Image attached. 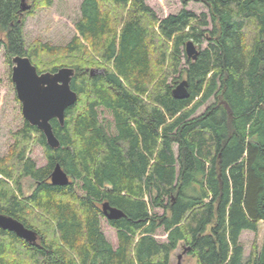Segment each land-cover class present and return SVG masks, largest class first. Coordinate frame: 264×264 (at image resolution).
<instances>
[{"label":"trees","instance_id":"obj_1","mask_svg":"<svg viewBox=\"0 0 264 264\" xmlns=\"http://www.w3.org/2000/svg\"><path fill=\"white\" fill-rule=\"evenodd\" d=\"M30 1L22 12L28 0H0L5 57L26 56L38 73L72 68L77 100L63 126L50 121L59 148L24 121L13 163L0 159V214L37 234L29 244L0 229V264H170L182 245L196 264H264V232L247 258L240 242L264 223V0H179L208 14L183 8L163 19L144 0H81L64 46L26 45V16L53 3ZM183 75L189 97L175 99ZM34 137L41 168L26 153ZM56 164L67 186L50 183ZM107 202L123 213L107 220L115 248L100 227Z\"/></svg>","mask_w":264,"mask_h":264},{"label":"rangeland","instance_id":"obj_2","mask_svg":"<svg viewBox=\"0 0 264 264\" xmlns=\"http://www.w3.org/2000/svg\"><path fill=\"white\" fill-rule=\"evenodd\" d=\"M157 18L163 19L168 15L177 14L181 9H186L199 16L202 13L208 14V9L199 3H188L182 6L179 0H144ZM30 5V11L33 4L30 0L27 2ZM81 0H53L50 7H39L34 9L33 13L26 16L23 25V32L26 45L29 46L35 40L43 43H48L52 46H64L75 35V22L80 16ZM209 21V19H208ZM211 24L207 27L210 30ZM5 37L0 34V159L5 160V164L10 167L11 159L9 158L10 149L15 142V133L22 127L24 119L21 114V105L16 98L14 85L11 81L12 63H9L5 57L3 44ZM205 47V43L200 46V49ZM198 49V47H195ZM184 62V60L182 61ZM165 66L164 71L166 72ZM174 75L172 78L177 77ZM172 78L170 80H172ZM184 79V75L182 76ZM212 100L200 107L196 113L199 115L211 103ZM101 122L106 126L112 124L111 115L105 111H100L99 116ZM113 127L110 131L113 132ZM27 156L34 161L37 168L44 167L46 158L43 147L39 144L37 138H33L26 149ZM11 187L12 184H9ZM22 192L27 196L32 191V182L28 178L21 179ZM80 193V192H79ZM158 214L160 210H156ZM38 214V212H36ZM101 231L107 241L115 247L117 244L115 230L112 229L105 218L100 220ZM264 232V223H260L258 231L255 233L244 231L240 236V242L244 248V258H247L253 246H259ZM158 240L164 241L165 235L159 231L156 236ZM185 246H179L171 253L170 264H177L178 255H181L180 264H196L193 257L187 253L183 254Z\"/></svg>","mask_w":264,"mask_h":264},{"label":"water","instance_id":"obj_3","mask_svg":"<svg viewBox=\"0 0 264 264\" xmlns=\"http://www.w3.org/2000/svg\"><path fill=\"white\" fill-rule=\"evenodd\" d=\"M24 1V0H23ZM30 9L27 3L21 4V11ZM185 53L189 59L194 60L198 53L192 42L185 45ZM11 81L14 85L17 100L21 105V114L29 125L40 130L45 138L46 144L51 149L60 146L58 139L53 133L50 121L55 119L60 126L64 125L65 110L71 107L77 100V94L71 89V81L74 70L69 67L59 68L55 72L38 73L36 67L26 56L17 55L11 59ZM91 70L90 74L96 73ZM188 82L181 80L173 89L172 96L175 99H186L189 97ZM50 183L53 186H67L70 179L63 169L56 164L50 174ZM102 214L108 221L123 217V213L103 203ZM0 229L14 233L19 239L29 244L37 241V234L24 227L22 223L0 214ZM188 249L184 247L183 254ZM181 255H178L177 264H180Z\"/></svg>","mask_w":264,"mask_h":264},{"label":"bare ground","instance_id":"obj_4","mask_svg":"<svg viewBox=\"0 0 264 264\" xmlns=\"http://www.w3.org/2000/svg\"><path fill=\"white\" fill-rule=\"evenodd\" d=\"M194 60H195V59H194ZM107 203H108V202H107ZM108 204H109V203H108ZM109 206H110V205H109ZM101 207H102V206H101ZM101 207H100V208H101ZM110 207H111V206H110ZM115 209H116V208H115ZM185 246H186V245H185Z\"/></svg>","mask_w":264,"mask_h":264},{"label":"crops","instance_id":"obj_5","mask_svg":"<svg viewBox=\"0 0 264 264\" xmlns=\"http://www.w3.org/2000/svg\"><path fill=\"white\" fill-rule=\"evenodd\" d=\"M116 245H117V244H116ZM115 247H116V246H115ZM115 247H114V248H115Z\"/></svg>","mask_w":264,"mask_h":264}]
</instances>
